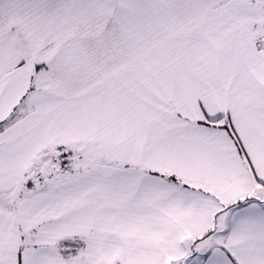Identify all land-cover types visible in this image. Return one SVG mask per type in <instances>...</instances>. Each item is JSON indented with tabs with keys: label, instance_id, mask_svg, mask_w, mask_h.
Instances as JSON below:
<instances>
[{
	"label": "snow or ice",
	"instance_id": "1",
	"mask_svg": "<svg viewBox=\"0 0 264 264\" xmlns=\"http://www.w3.org/2000/svg\"><path fill=\"white\" fill-rule=\"evenodd\" d=\"M0 264H264V0H0Z\"/></svg>",
	"mask_w": 264,
	"mask_h": 264
}]
</instances>
